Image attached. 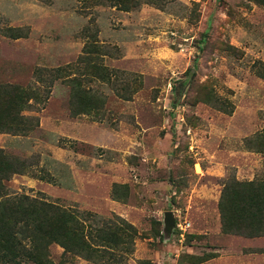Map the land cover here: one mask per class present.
Returning a JSON list of instances; mask_svg holds the SVG:
<instances>
[{"label":"rangeland","instance_id":"rangeland-1","mask_svg":"<svg viewBox=\"0 0 264 264\" xmlns=\"http://www.w3.org/2000/svg\"><path fill=\"white\" fill-rule=\"evenodd\" d=\"M142 2L0 0V121L17 89L41 99L0 133V165L22 172L6 189L89 233L135 230L115 260L52 243L53 264H264V237L226 234L218 210L226 185L264 186V0Z\"/></svg>","mask_w":264,"mask_h":264},{"label":"trees","instance_id":"trees-1","mask_svg":"<svg viewBox=\"0 0 264 264\" xmlns=\"http://www.w3.org/2000/svg\"><path fill=\"white\" fill-rule=\"evenodd\" d=\"M141 1H144L142 2L144 4L159 5L160 0ZM120 3L124 4V2ZM123 10L127 11V8ZM15 38L21 36L16 35ZM41 74L35 71L34 80L37 83L47 82ZM52 82L53 79H50L47 84L49 88ZM74 86L78 87L77 84ZM14 94L18 97V103L14 106L16 111L10 117L12 121H0V133H16L22 130L26 122L23 121L22 116H19V111L23 106L28 108L29 99L41 103L37 95L34 96L25 90L17 89ZM80 114L83 113L70 111L72 117ZM95 119L102 121L101 118ZM6 159L4 164L0 165V264H53L45 253L48 245L52 243L87 261L93 253L100 252L109 254V257L115 260L113 251L114 248L119 251L120 245H125L127 252L131 251L135 230L121 219L123 224L121 227L106 223L97 229L93 228L89 233L86 231L90 228L89 218L84 222L76 216V213L57 205L52 200L26 194L10 195L6 189V182L13 175L22 172H16V167L12 163L10 165ZM226 191L230 193L227 197ZM218 210L222 230L226 234L245 238L264 237V186L260 183L251 181L236 182L232 186L226 185L218 202ZM88 237L91 241L95 240L94 244L87 242Z\"/></svg>","mask_w":264,"mask_h":264},{"label":"water","instance_id":"water-1","mask_svg":"<svg viewBox=\"0 0 264 264\" xmlns=\"http://www.w3.org/2000/svg\"><path fill=\"white\" fill-rule=\"evenodd\" d=\"M173 215L171 212H168L164 215V230L166 234H170L173 228Z\"/></svg>","mask_w":264,"mask_h":264}]
</instances>
